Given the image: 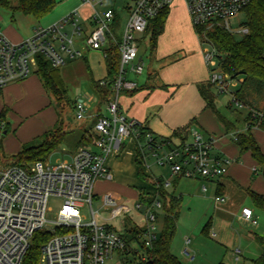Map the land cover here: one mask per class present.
<instances>
[{
    "label": "built area",
    "instance_id": "2783aa9c",
    "mask_svg": "<svg viewBox=\"0 0 264 264\" xmlns=\"http://www.w3.org/2000/svg\"><path fill=\"white\" fill-rule=\"evenodd\" d=\"M132 1L133 7L122 41L116 43L120 65L113 82V97L103 104L98 98L100 106L94 112H88V103L76 100L73 104L77 119L90 117L95 120L94 140L88 146H80L70 154V159L54 164L46 160L27 166L0 164V264H24L32 238L39 230H45L50 236L40 246L37 264H105L115 254L121 255L129 249L122 233L97 221L92 205L94 189L98 180L112 177L107 165L108 156L111 153L119 154L126 138L138 142L140 128L145 126L143 122L120 112L119 97L123 91H133L139 87L137 81L127 78V74L141 75L146 68L144 61L138 60V38L146 33L151 20L170 8L175 0ZM182 1L194 29L203 27L208 30L221 26L232 33L231 18L241 13L251 0ZM80 18L78 10L72 11L59 22L36 28L31 36L21 42L11 41L0 29V89L36 73L39 57L48 60L54 67L81 59L89 50H102L106 57V48L115 44L111 43L113 36L110 34L115 10L108 8L102 13L94 12L88 30H85ZM247 32L248 29L243 26L241 33ZM196 34L202 43L209 44L201 48L209 83L220 92H230L233 78L221 69V53L205 31H197ZM262 56L264 58V49ZM100 83L106 84L104 78ZM231 93L232 101L246 109L243 130L233 132L234 139L239 133L264 131V106L250 105L241 101L235 92ZM101 105L105 106V112ZM0 126H3L2 120ZM189 135V140L176 141L163 137L152 142V134L148 133L147 140L139 142V148L149 151L158 165L170 166L173 175L205 179L227 175L230 159L214 153L215 137H206L197 129H190ZM146 151L140 155L145 163ZM50 197L62 199L54 220L48 218V213L52 212ZM103 200L106 207L111 206L112 217L133 210L110 194H106ZM215 201L224 202L225 198L217 195ZM86 205L90 207L91 219L82 213L81 209ZM136 207L144 210L143 241L146 247H150L158 236L155 232L156 221L162 204L156 201L151 208L140 202ZM241 216L254 225L258 223L251 208L244 207ZM48 224L54 227L51 232L45 229ZM130 247L135 248L134 245ZM142 258H146V255L143 254Z\"/></svg>",
    "mask_w": 264,
    "mask_h": 264
},
{
    "label": "rangeland",
    "instance_id": "374dc122",
    "mask_svg": "<svg viewBox=\"0 0 264 264\" xmlns=\"http://www.w3.org/2000/svg\"><path fill=\"white\" fill-rule=\"evenodd\" d=\"M61 1V0H57ZM64 1V0H62ZM69 6H78L82 4L84 9L88 11L91 7L99 13L104 12L108 8L115 10V20L110 25V34L113 36L111 43L122 41L126 22L129 18V13L133 7L132 0H103L100 3L98 0H66ZM182 0H175L172 4L171 13L166 22L165 32L159 36L157 46L154 50L151 48L150 34H144L138 38V60L142 59L145 63V71L141 75L128 73L127 78H135L139 81L140 86L148 75V70H160L162 67L169 63H176L178 69L185 70L192 62L195 66L199 63L195 55L191 54L196 49L206 48L209 44L202 43L192 27H188L185 16L181 12L185 7ZM82 15L83 12L80 10ZM172 14V15H171ZM81 19V18H80ZM82 21V19H81ZM246 21V13L241 12L237 16L231 18L230 24L233 36L240 40L243 38V23ZM37 21L31 17L24 15L19 11H11L0 8V29L5 31L8 27L12 26L23 34H30L35 28ZM190 28V29H189ZM191 30V31H190ZM170 51V52H169ZM169 52V53H168ZM167 53V58H160L163 54ZM188 55V58L186 57ZM97 56H93L92 61L96 64L93 69V75L97 78L105 76V68L103 64L98 65ZM103 60L102 55L100 56ZM171 63V64H172ZM198 67V66H197ZM203 75L209 78L208 69L204 64ZM128 69V67H127ZM61 78L66 88V96H55L47 91L50 98V103L57 112V122L55 123L56 129H61L67 132L65 142L46 159L47 162L54 164L56 161L70 159V154L74 153L79 146L77 140L85 131H90L93 134L95 120L90 117L79 120L75 116L73 103L77 100L88 103L90 108L88 112H94L100 106L98 98L93 94L90 86L89 73L86 64L81 59H76L66 63L59 68ZM186 71V70H185ZM33 74H36L35 72ZM243 77L232 80L230 92H220L218 88L212 87L214 93L215 105L217 110L224 115L235 128L234 131L242 130L244 127V117L246 114L245 108H240L233 100V94L240 87ZM236 83V84H235ZM25 96V93H24ZM193 100L189 91L183 93L182 100L176 106V112H180L184 105ZM2 101V100H1ZM133 99L125 93H121L119 97L120 112L126 117L130 118L131 111L133 110ZM249 102L257 107L264 106V94L252 95ZM1 104V102H0ZM101 109L105 112V106L101 105ZM4 111V108L2 109ZM5 112V111H4ZM87 113V112H86ZM22 125L17 128L15 123L17 119ZM41 119L43 125H47L46 119L40 117L38 113L16 112L15 116L6 114L0 116L3 126H0V164L8 166L12 163L13 153L16 152V147L22 144V128L27 124L30 119ZM210 125L216 128V136L220 135L227 138L229 144L237 151L236 142L233 136V130H227L224 123L218 117L217 113L207 109L201 117ZM201 122V121H200ZM203 125V122H201ZM205 125V124H204ZM211 126V125H210ZM16 130L14 131V129ZM8 129V133L4 130ZM53 129V128H52ZM204 136L207 137L205 130L200 129ZM255 138L259 137V131H252ZM212 134V133H211ZM130 140L126 138L123 146ZM40 136L30 138L23 142V146H37L41 143ZM83 146H88L83 145ZM263 151V150H262ZM122 153H125L124 150ZM264 153V152H263ZM119 159H123V154ZM239 155V153H238ZM230 157L228 175L240 181V186L232 182L228 178H215L213 181L206 180L205 178H186L183 198L181 200L180 210L177 220V229L171 244V251L184 263V264H218L224 261L226 264H254L253 259H256L261 251L262 246L258 237H264V212L257 209L250 198L248 190H253L258 186L259 182L264 184V166H259L250 152H245L240 158L228 153ZM112 159V158H111ZM109 159V160H111ZM109 162V161H108ZM151 169L147 167L148 174H154L164 181L168 178L169 173L164 166H160L149 158ZM233 168H238L241 171L240 176L233 175ZM224 182L227 186V197L225 202L216 203L215 196L217 195V180ZM110 179H100L95 184V195L93 196V209L96 211V218L100 224H107L113 227L119 233H124L126 226L131 222L139 225L145 224L144 210L138 209L136 206L140 203L137 188L128 186L124 191L115 192V198L122 204H127L132 211L122 214L118 217H112L111 206L106 207L104 204V197L107 192L102 191L101 186L103 183L110 182ZM202 181V182H200ZM203 185L207 190H203ZM179 189L177 190L179 194ZM175 190L174 185L167 188L169 193ZM181 193V192H180ZM177 194V195H178ZM62 199L59 197H50L49 207L52 212L48 213V218L54 220L56 212ZM250 207L255 211L254 217L257 219L258 224L254 225L252 222L245 220L241 216L242 207ZM229 209V210H228ZM82 213L86 214L88 219H91L90 207L88 205L82 207ZM164 211L160 208L158 219L156 221L155 232L159 234L163 227ZM53 225L48 224L45 229L48 231L53 230ZM134 247H136L134 245ZM122 258L115 254L112 258L108 259L105 264H120Z\"/></svg>",
    "mask_w": 264,
    "mask_h": 264
},
{
    "label": "trees",
    "instance_id": "16d2710c",
    "mask_svg": "<svg viewBox=\"0 0 264 264\" xmlns=\"http://www.w3.org/2000/svg\"><path fill=\"white\" fill-rule=\"evenodd\" d=\"M57 0H0V8L11 11H19L24 15L31 16L37 21L48 15L57 5ZM170 8L165 9L159 16L151 20L145 34H150L151 48L154 50L157 46L159 36L164 32ZM246 13V21L243 26L248 32L243 34V38L237 40L232 33L221 26H215L206 30L203 27L195 29V32L205 31L206 36L221 53V69L228 73L233 79L243 77L240 87L236 90V96L243 102L255 106L249 102L252 95L264 94V58L262 52L264 49V0H251L242 10ZM105 64L107 74L104 77L105 85H101L100 80H95L92 74H89L90 84L93 92L100 103L103 104L113 97V82L118 76L120 65V52L117 44L110 45L105 50ZM86 62V56L81 58ZM60 67H54L48 60L39 57L38 69L36 74L39 76L46 91L55 96H66V88L60 75ZM212 85L209 83L199 84V92L206 102V107L214 110L227 130H233L235 126L222 115L216 108ZM140 89V86L133 91H123L125 94L133 93ZM2 90L0 89V99ZM4 111L0 116H4ZM189 126L182 129L181 134L188 133ZM5 131H9L6 129ZM152 134V142L160 140V137L143 126L140 128L137 150L139 142L147 140V134ZM67 132L56 129L48 130L40 137L42 141L37 146H24L20 152L12 156V163L20 166H27L36 161H44L48 156L57 150L66 140ZM94 140V135L90 131H85L77 140V146L90 144ZM236 144L240 148V153L250 152L259 166H264V153L252 133H239ZM124 148V146H123ZM122 148V149H123ZM142 178L146 176L141 172ZM153 181V180H152ZM157 186V194L148 196L144 192L139 193L140 202L147 206L153 207L154 202L160 201L164 211V221L161 232L152 242L150 247H146L143 241L145 225L137 223L128 224L125 228L123 237L126 240L129 249L121 253V264H184L171 251V244L177 229L178 214L181 205V198L169 194L165 189V181L162 178H154ZM253 205L264 212V194L248 190ZM49 233L45 230L37 231L31 242V246L24 258V264H37L40 258V246L49 238ZM262 246L260 255L253 259L254 264H264V237H258ZM135 245V248L130 246ZM146 255V258L142 256ZM218 264H226L220 261Z\"/></svg>",
    "mask_w": 264,
    "mask_h": 264
},
{
    "label": "crops",
    "instance_id": "0c3cea01",
    "mask_svg": "<svg viewBox=\"0 0 264 264\" xmlns=\"http://www.w3.org/2000/svg\"><path fill=\"white\" fill-rule=\"evenodd\" d=\"M184 7L185 8L181 12L185 16V20L187 21L188 27H192L189 21L190 17L187 8L186 6ZM84 8L85 6H82V4L78 6H69L66 4V0L64 1L61 0L58 1L55 8L48 15L43 17L40 21H37L34 18L37 21V23L35 25V28L31 31L30 34L28 35L23 34L12 26L8 27L5 31H3V33L6 35L8 39H10L13 42H21L25 38L31 36L36 28L47 27L56 22H59L67 14L75 10H78L79 12L81 10L83 12L84 15H82L81 17L82 21L80 19V22L82 23L85 30H88L89 24L91 22L90 17L94 12L97 11L93 7H91V9H88V11H86V9ZM171 8L172 7H170V10ZM173 11L171 10V13H173ZM80 14L82 13L80 12ZM165 30H166V25L164 32ZM191 54L195 55L196 58L199 60L198 61L199 63L197 64L198 67L192 64V62H188L189 65L187 66V68L185 67L186 70L185 71L183 69H178L176 66H174L176 63L171 62L172 64L169 63L166 66L162 67L160 70L150 69L148 70V75L144 82V85L142 86H140L139 81L137 79L130 78L137 81L140 86V89H138L137 91L126 94L127 96L133 99L132 102L133 110L130 113L131 115L130 118H135L143 122L144 125L150 130V132L160 137L175 139L176 141L179 139L189 140L191 138V136L189 135L190 129H197V130L203 129L207 133L208 137L216 136V128L214 127V125L210 123L211 125L210 126L208 125V123L202 121L201 119L205 110L207 109L211 110L210 108L206 107V102L201 96L198 88L199 84L208 82L206 75L205 76L203 75V69L205 71L204 64L206 66V63L202 55L201 49L199 50L196 49L195 52ZM101 55L103 58L102 61L100 58ZM85 56H86L85 64L88 73L89 74L91 73L95 80L99 81L103 79L107 74L103 51L89 50L86 52ZM93 56H97L96 59L98 65H101V63L103 64V67L105 68L104 77L97 78L93 75L94 74L93 69L96 67V64L92 61ZM168 56L169 55L165 53L160 58H167ZM186 57L188 58V55ZM187 91L191 93L193 100L187 103L186 105H184V107L182 108V110H180V112H176V106L180 104L179 102L182 100L183 93L184 92L187 93ZM50 101L51 100L49 98V95L47 94V91L44 88L37 74H31L28 78L20 82L13 83L2 89V97L0 99L1 102L0 112L4 108L5 111L4 113L6 114L7 112L8 114H11V116H15L16 112H21L23 114H27V113L31 114V112L38 113L40 117H44V119H46L47 122V125L46 124L43 125L42 120L39 119L36 121L38 123L34 124L33 122L35 119L32 118L29 120L27 124H24L25 126L22 128L23 129L22 144L19 147L18 146L16 147L17 149L16 152L13 153L14 155L22 150V148L24 147L23 142H25L30 138L41 136L48 130L54 128L58 118H57V112L51 105ZM200 121L203 122V125L201 124ZM22 123L23 122L17 119L15 126L19 128L22 125ZM187 126H189L188 133L186 132L187 135H185L184 133L181 134L180 131ZM15 130L16 128L14 129V131ZM242 130L236 132H242ZM8 132L6 131V133ZM233 132L235 131L233 130ZM258 136L259 137L255 139L264 152V131L259 130ZM215 139H216V145L214 148V153H219L229 159L230 157L228 156V153L235 156V158H240V156L243 155L240 153V148L237 144L236 146L239 151H237L235 147L231 146L227 138H223L222 135H220L218 138ZM123 150L125 152L122 153L124 157L122 160H120L119 156L121 152H123ZM144 151H142V149L137 150L136 141L133 138H130V140L125 144L124 148L121 150L119 154L111 153L107 158V165L109 167L112 177L110 179L111 180L110 182H106L102 184L101 186L102 191L107 192V194H110L112 197L115 198V192H119L120 190L124 191L126 188L128 189V186H133L138 189L137 190L138 196L140 192H144L148 196L149 195L155 196L157 194V186L153 181L154 178H156V176L154 174H152V176L149 175L147 169V166H149V168L151 169L149 158H151L153 161H155V159L151 156L149 151H146L147 156L145 163L144 159H142L140 156L141 152ZM164 168H166L169 173L168 178L165 180L166 191L168 187L174 185L175 187L174 192L173 193H169L168 191L167 192L175 197L181 198L182 200L184 193L183 191L184 189L182 188L185 185L186 178L173 175L170 166L168 165H164ZM232 171H233L232 174L237 176V178L241 174V171L238 168H233ZM141 172L146 176V179L142 178V176L140 175ZM228 172H229V168H228ZM225 178L230 179L232 182H235L237 183V185L240 186V181L236 178H233L232 176H229L228 173ZM213 180L214 179L209 181H213ZM180 185H181V189H179L180 191L178 194L177 190L180 187ZM257 185L258 186H256V188L254 189L255 192L264 194V184L262 182H259V184ZM204 186L205 185H203V190L206 191L207 187L205 186L206 187L205 190ZM227 190L228 189L226 184L224 182H221L220 180H217V195L223 196L225 198V201L227 197ZM216 203L218 204L221 202H216ZM244 207H242V209ZM242 209L240 213L241 215H242ZM253 214L255 215L254 210H253ZM118 256L121 257L120 255Z\"/></svg>",
    "mask_w": 264,
    "mask_h": 264
},
{
    "label": "water",
    "instance_id": "95a60500",
    "mask_svg": "<svg viewBox=\"0 0 264 264\" xmlns=\"http://www.w3.org/2000/svg\"><path fill=\"white\" fill-rule=\"evenodd\" d=\"M4 133H6V131ZM263 177H264V173H263Z\"/></svg>",
    "mask_w": 264,
    "mask_h": 264
}]
</instances>
